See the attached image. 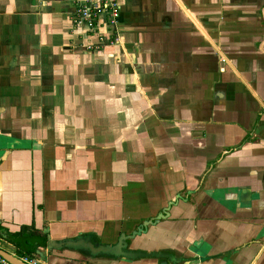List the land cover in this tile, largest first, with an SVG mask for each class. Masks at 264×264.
<instances>
[{
  "label": "crops",
  "instance_id": "obj_1",
  "mask_svg": "<svg viewBox=\"0 0 264 264\" xmlns=\"http://www.w3.org/2000/svg\"><path fill=\"white\" fill-rule=\"evenodd\" d=\"M116 1L115 43L59 46L45 86L0 2V248L35 246L45 264H264V0ZM63 18L54 41L88 42ZM51 96L65 98L55 120Z\"/></svg>",
  "mask_w": 264,
  "mask_h": 264
},
{
  "label": "rangeland",
  "instance_id": "obj_2",
  "mask_svg": "<svg viewBox=\"0 0 264 264\" xmlns=\"http://www.w3.org/2000/svg\"><path fill=\"white\" fill-rule=\"evenodd\" d=\"M6 4H8V9L10 11H15L18 12L17 18H18V23L21 24L20 26H24V35L23 37L25 40H28V43L31 45L30 50L31 53H34L33 56H35L36 63L37 64V74H38V79L40 82V86H45L46 84V79L49 74V69L53 70L51 73V80L53 83H56V80L59 77V72L61 68V64H57L58 61L60 62L62 59L59 56L60 52H63L62 49H59V46H64L65 44L71 45V50L70 52H79L80 54L84 51L85 54H91L92 52L96 51V53H99L98 50H105L107 49L108 46H111L115 43L117 40L118 34L115 32L113 35H110L108 38L107 35H109L108 32L103 33V40L98 41V38L96 39L93 36L91 37L90 35L87 36L88 42L83 44V40H78V42L72 43L70 42L69 37H64L61 39H58L54 41V34H59L58 30V24L59 23H64V16L65 14L68 13L69 20H70V25L67 26L70 27L71 32L76 35H83V27L82 26H73L71 23V17H72V7H69L70 1L71 0H4ZM79 2V0H72V2ZM1 2V0H0ZM57 2L59 4H57ZM74 3V5H75ZM12 4V5H11ZM71 10H70V9ZM69 10V11H68ZM60 12V13H59ZM119 28V27H117ZM56 29L58 31H56ZM104 31V29H102ZM70 34V33H69ZM72 35V34H71ZM23 38V39H24ZM24 40V41H25ZM94 41V42H92ZM27 42V41H26ZM54 42V43H53ZM80 42V43H79ZM73 46V47H72ZM56 51L53 53V50ZM62 50V51H61ZM52 51V54L50 53ZM64 53V52H63ZM102 53V52H100ZM70 56V55H68ZM67 56V57H68ZM59 57V59L57 58ZM105 56L104 58H106ZM71 60V59H70ZM73 65V67H72ZM95 66V61L93 59V56L89 58V65L84 67V74L82 72L79 75H82L81 77L85 76H93V69ZM76 68L74 66V63L69 65L68 71H73V68ZM47 68V70H45ZM81 69V68H80ZM80 71V70H79ZM68 72L67 76V81L66 83H71L73 77H71V74ZM63 75V74H62ZM64 78H66L65 75H63ZM57 78V79H56ZM56 79V80H55ZM90 82H93L90 80ZM89 83V82H88ZM91 89V88H90ZM43 92V91H42ZM41 92V93H42ZM39 101L41 103L40 107L41 109L45 108L44 106H48L51 108L49 111L51 115V119L55 120L57 116V112L54 111V106L55 103H59L60 105L65 102V98L62 99V97H56V96H51V100L46 97H38ZM81 98V99H80ZM80 102L83 103L84 100H87V97H80ZM91 98V97H89ZM68 100V101H67ZM66 100L67 104H70V101L72 103V106L76 103L77 99L75 96H71ZM58 101V102H57ZM49 102V103H48ZM85 103V102H84ZM44 111H48V109H44ZM43 115V114H42ZM88 114L86 113L85 116ZM74 116V115H73ZM66 118V117H65ZM64 118V119H65ZM69 119V117H67ZM103 118V117H101Z\"/></svg>",
  "mask_w": 264,
  "mask_h": 264
},
{
  "label": "built area",
  "instance_id": "obj_3",
  "mask_svg": "<svg viewBox=\"0 0 264 264\" xmlns=\"http://www.w3.org/2000/svg\"><path fill=\"white\" fill-rule=\"evenodd\" d=\"M120 7L116 0H79L72 11L73 26H82L84 33H89L98 41L103 40V33L108 32V38L118 30ZM104 29V31H102ZM25 264H45L38 259L19 258ZM0 264H11L0 257Z\"/></svg>",
  "mask_w": 264,
  "mask_h": 264
},
{
  "label": "trees",
  "instance_id": "obj_4",
  "mask_svg": "<svg viewBox=\"0 0 264 264\" xmlns=\"http://www.w3.org/2000/svg\"><path fill=\"white\" fill-rule=\"evenodd\" d=\"M15 249V255L18 258H27V259H32L34 258L33 256L35 255V246H29L28 248H23L21 247L22 244L16 243V242H9Z\"/></svg>",
  "mask_w": 264,
  "mask_h": 264
},
{
  "label": "water",
  "instance_id": "obj_5",
  "mask_svg": "<svg viewBox=\"0 0 264 264\" xmlns=\"http://www.w3.org/2000/svg\"><path fill=\"white\" fill-rule=\"evenodd\" d=\"M0 257L5 259L6 261H8L11 264H25L19 258H17L15 255L9 254L8 252L2 250L1 248H0Z\"/></svg>",
  "mask_w": 264,
  "mask_h": 264
}]
</instances>
